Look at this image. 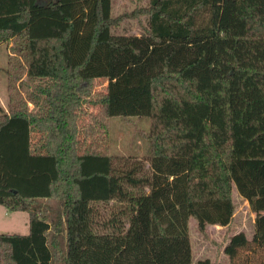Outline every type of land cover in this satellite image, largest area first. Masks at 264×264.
<instances>
[{"label":"trees","instance_id":"trees-1","mask_svg":"<svg viewBox=\"0 0 264 264\" xmlns=\"http://www.w3.org/2000/svg\"><path fill=\"white\" fill-rule=\"evenodd\" d=\"M113 7L0 0V44L25 58L0 204L29 213L27 234L0 233V264H193L191 218L205 236L228 224L234 186L255 231L226 252L264 247V0H150L140 34L116 32ZM114 116L151 117L150 155L109 153Z\"/></svg>","mask_w":264,"mask_h":264},{"label":"rangeland","instance_id":"rangeland-1","mask_svg":"<svg viewBox=\"0 0 264 264\" xmlns=\"http://www.w3.org/2000/svg\"><path fill=\"white\" fill-rule=\"evenodd\" d=\"M150 0H114L113 14L120 16L115 27L116 32L140 34L147 27V10ZM15 64H25L20 52H14L12 45L0 44V114L9 111L11 104L10 70ZM20 94L27 97L26 91L19 82L16 84ZM151 117L114 116L109 120L108 150L111 154L132 155L143 158L151 153L150 139ZM233 201L235 213L228 224H208L207 236L198 227V220H190V235L193 247L194 263L209 259L212 264H263L264 247L251 243L235 245L229 253L226 248L232 236L244 232L251 240L255 231V216L249 202L246 201L234 186ZM54 209L59 202L54 199L48 202ZM29 232V213L27 211L9 210L0 204V233L27 234ZM64 264L63 260L59 261Z\"/></svg>","mask_w":264,"mask_h":264}]
</instances>
